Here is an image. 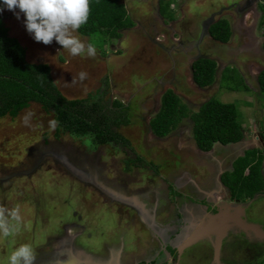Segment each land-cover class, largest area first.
Here are the masks:
<instances>
[{
	"label": "rangeland",
	"instance_id": "1",
	"mask_svg": "<svg viewBox=\"0 0 264 264\" xmlns=\"http://www.w3.org/2000/svg\"><path fill=\"white\" fill-rule=\"evenodd\" d=\"M240 1L242 0H174L171 5V10L175 12L174 18L183 16V9L184 14L192 22L188 24L189 27L183 28L186 23L181 25L171 23L169 21L172 18L161 14L160 0H124L132 12L131 16L135 24L121 30L119 38L105 41L101 36L93 38L82 36L77 30L76 34L85 43L91 42L96 46L97 54L94 57L72 56L55 39L50 44L35 41L26 31L23 13H20L17 18L18 9L4 8L0 14L9 26L10 34L17 37L26 47L28 61L49 64L54 80L66 96L84 98L103 93L105 101L120 100L124 104H132L128 123L120 125L118 131L129 139L137 153L147 160L161 163L160 156L166 160L171 157L170 155L173 156V150L178 152L175 145L181 136H183V145L193 141V122L190 118H185L164 138L158 139L149 128V120L159 110L161 96L167 88H172L193 112L197 111L210 97H215L224 103H234L240 112V122L248 129L244 130L243 141L235 146L237 152L243 154L247 148L264 147V144L260 142V138H264V130H255L257 125H261L264 129V93H261L258 84L259 69H264V49L262 48L264 12L262 13L258 6L261 1L256 6L257 10L252 8L245 12V15H241L240 20L241 18L244 20V25L237 21L239 18H234L231 14L224 12L220 16L229 19L234 29V35L227 43V49L222 48L218 43L210 51L204 45L209 44L211 40L207 39L201 43L202 53L208 52V56L218 63L216 80L206 89H200L193 80L192 63L197 58L198 51L194 47L189 48L188 41L192 42L200 36L202 22L213 14V11H218L220 7L227 8L230 3ZM190 25L194 30L197 29L196 33L189 29ZM247 31L258 36L259 41H250L251 37ZM194 33L195 36H193ZM252 42L255 45H252ZM241 53L246 59L242 57L244 61L238 60L239 63H236L234 58ZM250 59H257V63L250 65L251 71L245 64ZM225 67L232 68L230 72L235 77L242 76L249 90L241 85L230 90L229 86L234 87L237 82H232L231 79L222 86ZM81 72L86 74L83 78L80 77ZM53 120L52 114L46 112L38 103H31L15 117L6 115L0 118V210L6 212L18 207L21 215V221L12 234L7 237L0 235V264H6L7 256L14 247L23 243L30 244L31 236L28 237V232L32 229H38L39 226L53 228V225L57 223L56 220L62 216L64 207L69 212L75 209L87 214L89 218L86 222L88 223L87 231L94 229L92 228L94 222L96 226H102L104 221L111 223L109 228L117 226L115 220L117 205L99 204L97 200L100 195L92 192L89 187L79 190L78 186L68 180L59 161L64 162L67 157L70 160L71 158L78 160L79 153L86 157V165L89 166L90 163L91 165L97 163L102 157V160L105 159L101 164L104 167L102 175L114 168L122 176L131 178L132 172L124 173L120 170L121 164L124 165V158L127 157L126 152L112 143L94 144L89 135H76L71 132H61L57 135L56 123L55 125L51 123ZM187 148L180 150L182 153L192 155V164L205 161L202 157L207 153L198 151L193 154ZM210 154L208 158L212 156L219 159L214 152ZM41 155H43L41 163L34 168L36 158ZM105 155L110 159L103 158ZM67 164L66 161L65 165L68 166ZM75 166L83 173L88 171L81 166ZM152 176L159 178L156 174ZM145 177L146 172H144ZM2 185L6 188L3 189ZM66 200L69 203L68 207ZM39 201L44 205H39ZM109 207L110 212H108ZM258 213L264 219V206L258 207ZM0 214L4 213L0 212ZM12 223L17 222L12 221ZM97 229L100 230V228ZM111 231L117 236L122 234L118 226L116 230L111 229ZM43 241L40 240V243ZM115 247L116 245H113L111 248ZM44 248L50 251L49 246L45 245ZM260 248L264 249L262 245ZM69 249L68 253L64 252L60 255L59 259L62 262H55V264L77 262L85 264L87 260L82 259H85L87 254L81 256L83 254L79 252L78 246L72 245ZM258 252L251 251L253 256L248 257L247 248L242 247L234 251L231 247L227 250L226 258L232 261L236 259V254H241L243 261L264 264V254ZM256 254L258 258L262 256L257 259L258 263H256ZM74 256H78L80 261ZM111 261L110 264H115L114 259Z\"/></svg>",
	"mask_w": 264,
	"mask_h": 264
},
{
	"label": "flooded vegetation",
	"instance_id": "2",
	"mask_svg": "<svg viewBox=\"0 0 264 264\" xmlns=\"http://www.w3.org/2000/svg\"><path fill=\"white\" fill-rule=\"evenodd\" d=\"M256 1L257 0H242L240 2L230 3V6L227 8L220 7L217 12L213 11V14L210 16L215 20L216 16L222 15L225 12L228 13V15L231 14L234 18H239L237 21L242 25L244 20L242 18L240 20L241 15H245V12L250 11ZM208 17L202 22L203 25L206 20H208ZM232 21L234 22V20ZM169 22L178 23L180 25L187 22L183 25V28L184 26L189 27L188 24L192 23L184 13L183 16L172 18ZM201 28L200 36L192 42L191 40L188 41L190 44L188 47H194V49L198 51L196 59L200 57H209L207 54L208 52L202 53L201 51V43L207 39L209 41L211 40V42L209 44L206 43L204 47L209 48L210 51L215 45H218V43H220L219 45L222 48L227 49V44H223L214 39L209 31L208 33L202 34L203 27ZM189 29H192L193 32L197 30H194L191 25ZM195 33L193 36H195ZM248 35L251 37L250 41H259V37L256 39L257 36L255 34L252 35L251 32H248ZM179 44H181V42H179ZM251 44L255 45L253 42ZM237 47L239 49L240 45ZM243 53L234 58L236 63H239L238 60L244 61L241 59L244 57ZM252 63H257V59H250L245 62L250 71V65ZM199 88L206 89L208 86H199ZM125 106L130 111V107L133 105L126 103ZM133 115L134 112L132 113V116ZM152 117L153 116H151V118ZM151 118L149 120L151 132L158 139L164 138L157 136L152 131L150 126ZM143 119L145 120V118ZM146 120L148 123V119ZM192 136L193 141H189L187 145L182 144L183 136H181V139H177L178 143L175 146L178 152L173 150V156L169 153L171 157L166 160L160 156L159 160L161 163L159 161V163H157L155 160H147L143 155L137 153L136 149L127 138L126 141H112L111 143L113 145L120 147L126 152L127 157L124 158V165L121 164L122 167L120 170L124 173L132 172L133 176L131 178L122 176L117 170H114V168H111L110 171L102 175L104 167L101 166V164H103L105 160H102V157H100L97 163L93 165L90 163L89 166L88 164L86 165V157L79 153L80 159L78 160H74L71 157L70 160L68 157H65L66 159L64 162L59 161V165H61L68 180L73 182L75 186H78L79 190H83L84 187H89L92 192H96L100 195V198L97 200L99 204L103 206H108V204L117 205V210L115 211L117 218L115 220L118 228L122 230V234L117 236L115 232L112 233L111 229L116 230L117 226L109 228L111 223L105 221L102 226H96L95 222L93 223L94 227L92 228H94L93 230L95 232L93 230L87 231L88 223L86 222L89 219L87 214H83L75 209L69 212L65 210L64 207L62 209L63 218L61 216L56 220L57 223L54 225L52 224L53 228L39 226L38 229L34 228L28 232V237L31 236L30 245H32L35 253L34 264L60 263L62 262L61 259H59L60 255L64 252L68 253L72 245L78 246L79 252L83 254L81 256H86L87 254L85 259H82L84 261L87 260L84 262L85 264H110L112 259L115 260V264L117 262H120V264H255V262L252 261H243L241 254H236V259L232 261L226 258L227 250L231 247L234 251L240 248L242 249V247L247 248L246 255L248 257L253 256L251 251L253 253L259 251L258 253L264 254V249L260 248V245L264 248V238H260V236H256V234L253 237H249L244 230L239 228L231 230L223 239L220 255H218V257L208 238L187 247L182 243L184 238L183 233L191 230L196 220L202 217L205 218L208 212L215 213L221 202H226L229 198L232 200L231 191L223 181V176L225 173L234 169L232 163L239 155L235 146L240 144V141L230 142L228 144H222L220 141H217L210 150H203L197 144L193 130ZM260 142L264 144V138H260ZM106 144L107 143L97 145ZM185 148L190 149L193 154H196L198 151L205 154L207 153L206 156L202 157L205 161L201 163L194 162V164H192V155L189 153L186 154L185 152L182 153L180 150ZM258 149L263 150L264 147ZM212 152H214L219 159L212 156L208 158V153ZM131 153L132 155H130ZM42 156L43 155L36 158L34 168L41 163ZM49 156L53 155L49 154ZM103 158L110 159V157L106 155ZM66 161H73L74 163H72L74 165L86 168L88 170L87 174H82L81 176L73 174L72 171L67 170L66 165L63 164ZM144 172H146L145 178ZM152 174H156L159 178L152 176ZM2 186L3 189L6 188V186ZM253 198V201L246 207V220L260 224L264 229V219L258 213V207L264 206L262 202L264 201V192L255 195ZM66 202L68 207V200H66ZM38 203L39 205H44L41 201ZM108 210V212H110V207ZM93 219H95V217ZM99 219L103 220L102 218ZM97 228H100V230ZM40 240L44 241L40 243ZM45 245L49 246L50 251L45 250ZM113 245L119 248L121 247V253L119 248H111ZM182 245L184 247H182ZM255 246L258 247V249ZM74 257L75 259L78 258V256ZM260 258H262V256ZM260 258H258L256 254V263H258L257 259ZM78 260L80 261L79 258Z\"/></svg>",
	"mask_w": 264,
	"mask_h": 264
},
{
	"label": "trees",
	"instance_id": "3",
	"mask_svg": "<svg viewBox=\"0 0 264 264\" xmlns=\"http://www.w3.org/2000/svg\"><path fill=\"white\" fill-rule=\"evenodd\" d=\"M173 2L160 0L162 15L174 18V11L171 10ZM89 8L87 23L78 29L82 36H101L110 41L119 38L121 30L135 24L124 0H89ZM261 8L264 12V4ZM209 32L214 39L226 43L232 37V24L222 17L211 24ZM217 67V61L209 57L194 60L192 72L196 84L211 86L216 80ZM231 69H224L222 86L231 79L237 82L234 87L229 86L230 90L240 85L249 90L244 78L241 75L236 78ZM258 84L261 93H264V69L258 75ZM103 95L84 98L66 96L54 80L49 64L28 61L26 47L10 34V28L0 14V118L6 115L15 117L31 103H38L52 114L57 135L61 132L89 135L95 144L126 141L118 129L128 123L129 110L120 100L105 101ZM239 117L240 112L234 103H224L215 97H210L193 112L169 88L162 95L160 109L151 118L150 126L154 134L165 137L185 118H190L197 144L203 150H210L217 141L228 144L243 139L245 128ZM263 163L264 152L258 148L247 150L244 156L234 161V169L223 176L233 198L247 201L264 192Z\"/></svg>",
	"mask_w": 264,
	"mask_h": 264
},
{
	"label": "clouds",
	"instance_id": "4",
	"mask_svg": "<svg viewBox=\"0 0 264 264\" xmlns=\"http://www.w3.org/2000/svg\"><path fill=\"white\" fill-rule=\"evenodd\" d=\"M259 1L261 3L258 5ZM256 3L263 13L260 5L264 4V0H257ZM4 8L9 10L18 9L19 12L16 13L17 18H19L20 13H23L26 31L37 42L50 44L55 39L72 56L87 55L94 57L97 54V48L93 43H85L76 34L81 25L86 24L88 21L90 11L89 0H0V11H3ZM252 8L256 9L255 6ZM128 11L130 14L132 13L129 8ZM220 16H216L211 24L222 18ZM232 31L233 37V27ZM230 40L226 43L219 42L227 44ZM85 75L83 72L80 73L81 78ZM51 123L55 125L56 122L53 120ZM250 200L242 201L232 197L230 201L246 203ZM0 212L4 213L0 214V235L7 237L16 230L18 223L21 221L20 210L18 207H14L6 212L4 210H0ZM12 221L17 223L13 224ZM34 261L35 253L32 245L23 243L14 247L8 254L6 264H34Z\"/></svg>",
	"mask_w": 264,
	"mask_h": 264
},
{
	"label": "water",
	"instance_id": "5",
	"mask_svg": "<svg viewBox=\"0 0 264 264\" xmlns=\"http://www.w3.org/2000/svg\"><path fill=\"white\" fill-rule=\"evenodd\" d=\"M213 21L214 20L212 19V17L209 16L208 20H206L205 22L206 25L205 23L203 25L202 34L208 33V27ZM248 149L249 148L245 149L244 153L241 154V156H244L246 150ZM67 165L68 166L66 167L68 168V170L72 171V173L77 176L87 174L77 169L75 165L70 161ZM253 199L246 203L239 201L231 202L230 199H228V201L226 202H221L215 213L208 212L205 218L202 217L195 221L194 227L191 230L183 233L184 238L182 243H184V246L187 247L197 243L200 240L208 238V240H210L213 245L216 256L218 257V255H220L223 239L233 229L239 228L241 230H244L249 237H253L256 234V236L264 238V229L262 228V226L260 224L249 222L248 220H246V207L249 206ZM138 207L140 208L139 205ZM184 246L182 245V247ZM72 264H78V262ZM116 264H120V262H117Z\"/></svg>",
	"mask_w": 264,
	"mask_h": 264
},
{
	"label": "crops",
	"instance_id": "6",
	"mask_svg": "<svg viewBox=\"0 0 264 264\" xmlns=\"http://www.w3.org/2000/svg\"><path fill=\"white\" fill-rule=\"evenodd\" d=\"M256 2H257V1H256ZM256 2H255V4H254L255 7L257 6V3H256ZM182 12L185 13L183 9H182ZM174 13H175V12H174ZM184 15H185V14H184ZM189 19H190V18H189ZM186 21H187V20H186ZM186 23H187V22H186ZM191 27L193 28L192 25H191ZM257 38H258V36L256 37V39H257ZM263 44H264V41H263L262 45H263ZM263 49H264V47H263ZM259 70L261 71V69H259ZM258 124H259V123H258ZM243 127H244V125H243ZM244 128H245V127H244ZM252 129L254 130V128H252ZM245 130H248V129L245 128ZM255 130H264V129H262L261 125H257V127H255ZM242 141H243V140H242ZM240 143H241V141H240ZM252 149H254V148H249L248 150H252ZM208 154H210V153H208ZM238 156H241V154H239ZM238 156H237V157H238ZM263 166H264V165H263ZM263 166H262V172H263V168H264ZM263 175H264V173H263Z\"/></svg>",
	"mask_w": 264,
	"mask_h": 264
}]
</instances>
